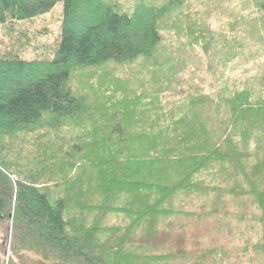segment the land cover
<instances>
[{
    "label": "trees",
    "instance_id": "obj_1",
    "mask_svg": "<svg viewBox=\"0 0 264 264\" xmlns=\"http://www.w3.org/2000/svg\"><path fill=\"white\" fill-rule=\"evenodd\" d=\"M182 2L0 0V230L9 233V253L0 252V264H138L142 257L130 247L156 240L161 217L188 213L187 201H176L196 191L216 199L252 195L264 219V88H255L258 77L234 89L219 72L211 92L196 87L174 108L156 113L159 92L180 82L170 73L175 59L161 58V49L164 28ZM258 5L264 12V0ZM58 8V33L39 29L38 20ZM188 25L186 46L205 52L207 70L225 69L230 51L213 52L226 40L224 32ZM140 61L160 77L144 102L154 108L153 123L144 130L125 127L126 108L118 106L112 133L96 146V173L58 174L57 183L45 185L39 175L46 174L23 163L22 145L33 132L46 136L88 112L87 99L72 85L73 72ZM112 212L124 215L123 224L103 226Z\"/></svg>",
    "mask_w": 264,
    "mask_h": 264
},
{
    "label": "rangeland",
    "instance_id": "obj_2",
    "mask_svg": "<svg viewBox=\"0 0 264 264\" xmlns=\"http://www.w3.org/2000/svg\"><path fill=\"white\" fill-rule=\"evenodd\" d=\"M258 4L259 0H183L172 14L174 20L164 28L165 41L161 49V58L175 59L174 65L169 66L170 73H177L176 79L180 82L176 81L175 87L159 92L156 113L159 114L165 105L174 108L177 101L190 96L196 87L211 92L216 88L214 78L219 72H224L234 89H242L254 77H258L259 84L255 88H264V12ZM60 15L59 8L48 12L43 21L38 20V28L48 26L56 35ZM89 18V14L80 17L74 26L78 27ZM198 22L212 31L224 32L226 36L227 41H218L219 46L213 52H218L215 56H225L230 51L232 61L215 74L206 69L204 51L196 49L197 54H194L186 46L188 24ZM165 66L162 70L167 68ZM159 81L160 77L150 62L76 69L72 85L77 94L87 99L88 112L70 119L59 131L44 133L46 136L38 134L40 131L33 132L28 143L22 145L23 163L40 174H46L39 175L45 185L57 183L53 177L58 174H95L92 163L96 146L112 133L110 128L113 115L118 111L116 108H126L123 126L135 129L143 126L141 129H146L148 126L145 125L153 123L149 111H155L144 102L158 88ZM212 194L196 191L189 199H177L178 206L187 201L188 213L161 217L157 227L160 235L156 240L147 239V244H143L145 249L139 244L130 247V252L137 249L136 253L142 257L138 264H264V219L258 200L252 195L216 199ZM92 217L99 218L96 214ZM124 218L123 214L112 212L105 216L102 225H122ZM5 229L0 230V252L7 257L9 233ZM153 254L161 258L149 257Z\"/></svg>",
    "mask_w": 264,
    "mask_h": 264
}]
</instances>
